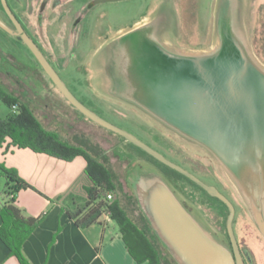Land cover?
I'll list each match as a JSON object with an SVG mask.
<instances>
[{
    "label": "rangeland",
    "instance_id": "obj_1",
    "mask_svg": "<svg viewBox=\"0 0 264 264\" xmlns=\"http://www.w3.org/2000/svg\"><path fill=\"white\" fill-rule=\"evenodd\" d=\"M223 2L21 0L16 11L57 72L82 101L104 118L197 170L231 196L236 203L234 228L239 242L249 250L254 264H264V237L246 199L218 159L205 147L117 95L113 78H105L107 70L112 76L111 45L122 34L145 23L160 21L156 33L162 32L160 36L180 51L212 49L218 40ZM232 2L235 4L234 23L255 58L264 66V54L258 52L255 43L264 0ZM193 6L195 13H190ZM4 9L0 5V18L12 26L7 22ZM193 14L196 18L190 16ZM36 60L23 40L0 27V87L27 103L47 129L57 132L64 140L84 146L104 160L114 170L121 187L119 197L134 220L142 226L147 225L144 218L147 216L138 201L137 184L142 176L155 172L188 204L208 233L226 246L229 208L188 178L163 175V167L144 159L124 136L82 113ZM100 75L104 77L100 79ZM0 106L10 110L1 98ZM151 228L155 231L152 224ZM158 239L163 264H180Z\"/></svg>",
    "mask_w": 264,
    "mask_h": 264
},
{
    "label": "water",
    "instance_id": "obj_2",
    "mask_svg": "<svg viewBox=\"0 0 264 264\" xmlns=\"http://www.w3.org/2000/svg\"><path fill=\"white\" fill-rule=\"evenodd\" d=\"M233 0H224L218 40L210 50L180 51L158 35L160 21L142 24L111 45L114 92L185 138L208 149L246 199L264 237V66L234 23ZM2 4L20 37L68 100L100 125L124 136L180 171L229 208L228 232L234 254L213 238L184 206L165 179L152 172L137 184L138 201L161 241L180 264H244L234 230L236 208L215 185L169 159L147 142L104 118L71 90L20 23L7 0Z\"/></svg>",
    "mask_w": 264,
    "mask_h": 264
},
{
    "label": "trees",
    "instance_id": "obj_3",
    "mask_svg": "<svg viewBox=\"0 0 264 264\" xmlns=\"http://www.w3.org/2000/svg\"><path fill=\"white\" fill-rule=\"evenodd\" d=\"M194 10L196 8L194 6L191 7L190 13H195ZM190 16H195L196 18L194 14ZM185 31H187L186 28ZM31 37L37 43L32 35ZM18 38L22 40L20 37ZM255 43L258 52L264 54V6ZM0 98L10 109L7 117L0 118V149L4 146L7 149H11L12 147H30L35 151L45 152L66 160H72L78 155L84 156L88 162L86 172L92 179L93 185L88 187V196L81 206L76 211L70 212V215L75 218L76 224L81 227H87L94 223H100L104 215H109L119 225L129 251L139 262L163 264V257L158 246L160 241L156 232L151 228L147 217H144L147 223L146 226L140 225L131 217L122 199L119 197L121 187L114 170L104 160L92 154L84 146L64 140L57 132L47 129L27 103L22 102L19 97L5 91L2 87H0ZM141 139L144 140L143 138ZM144 141L169 159L199 176L205 182L209 184L213 183L186 163L178 162L156 145L149 141ZM128 142L140 151L144 159L157 164L159 167H163V175L184 176L199 185L190 177L158 160L141 147L130 141ZM1 176L6 179V186L1 193L2 208L0 210V217L2 225L0 226V238L9 247L11 255L16 256L21 264H32L23 252V244L41 223L44 216H26L24 211L16 204V199L20 190L35 188L19 174L16 168L8 167L4 162H0ZM200 187L204 189L202 186ZM204 190L206 191V189ZM223 191L226 192L225 190ZM110 192L113 193L112 198H109ZM212 197L219 200L228 208L224 201L218 197Z\"/></svg>",
    "mask_w": 264,
    "mask_h": 264
},
{
    "label": "crops",
    "instance_id": "obj_4",
    "mask_svg": "<svg viewBox=\"0 0 264 264\" xmlns=\"http://www.w3.org/2000/svg\"><path fill=\"white\" fill-rule=\"evenodd\" d=\"M9 112L0 106V118ZM0 162L16 168L35 188L22 189L17 195L16 204L24 214L44 216L23 244L32 264H147L131 254L119 225L109 215L87 227L78 226L70 215L86 200L88 187L93 185L84 156L66 160L30 147L4 146ZM5 186L6 179H0V210ZM0 264H21L1 238Z\"/></svg>",
    "mask_w": 264,
    "mask_h": 264
},
{
    "label": "flooded vegetation",
    "instance_id": "obj_5",
    "mask_svg": "<svg viewBox=\"0 0 264 264\" xmlns=\"http://www.w3.org/2000/svg\"><path fill=\"white\" fill-rule=\"evenodd\" d=\"M7 2H8V4H9V6L11 7L12 11L14 12V14L16 15V17L18 18V20L20 21V23H21L23 26H25V25L23 24L22 19L20 18L19 14H18L17 11H16V7H17V5L21 2V0H7ZM0 5L4 8V6H3V4H2V0H0ZM4 11H5V13L7 14L8 19H9V21H7V22H9V23L12 25V27H14V24H13V22H12V20H11V17L8 15V13L6 12L5 9H4ZM24 28L26 29V31H27L29 34H31V33L29 32V30L27 29V27H24ZM161 34H162V32L158 31V35H161ZM30 36H31V35H30ZM17 37H18V36H17ZM42 51H43V50H42ZM47 58H48V57H47ZM105 64H106V63H105ZM105 75H106L105 78L107 77V78L110 79V80L112 79V76L109 75L108 70H107V72H105ZM109 76H110V77H109ZM99 77H100V79H101L102 77H104V75H103V76L100 75ZM103 80H104V79H103ZM202 180H203V179H202ZM212 185L217 186V187L219 188V190H221L224 194H226V196H228V197L231 199V201L234 203L235 208H236V203H235V201L231 198V196H230L227 192H224V191L221 189V187H220L219 185L215 184V183H212ZM181 202L184 204V206H185V207H186L191 213H193L192 209L188 206V204H187L184 200H181ZM236 210H237V209H236ZM234 230H235V228H234ZM235 234H236V237H237V240H238L239 246H240V250H241V254H242L243 260H244V264H254L251 253L249 252V250H248L247 248L243 247V246L240 244L236 231H235ZM226 239H227L226 246H227V247L232 251V253L234 254L232 241H231V238H230V235H229V232H228V227H227V230H226Z\"/></svg>",
    "mask_w": 264,
    "mask_h": 264
},
{
    "label": "built area",
    "instance_id": "obj_6",
    "mask_svg": "<svg viewBox=\"0 0 264 264\" xmlns=\"http://www.w3.org/2000/svg\"><path fill=\"white\" fill-rule=\"evenodd\" d=\"M112 197H113V193L110 192V193H109V198H112Z\"/></svg>",
    "mask_w": 264,
    "mask_h": 264
}]
</instances>
